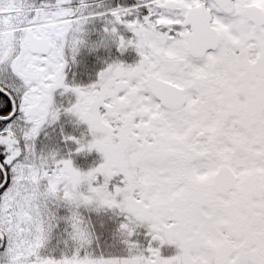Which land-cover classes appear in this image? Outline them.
I'll return each instance as SVG.
<instances>
[{"label":"snow or ice","instance_id":"6c2138e0","mask_svg":"<svg viewBox=\"0 0 264 264\" xmlns=\"http://www.w3.org/2000/svg\"><path fill=\"white\" fill-rule=\"evenodd\" d=\"M0 264H264V0H0Z\"/></svg>","mask_w":264,"mask_h":264},{"label":"rangeland","instance_id":"374dc122","mask_svg":"<svg viewBox=\"0 0 264 264\" xmlns=\"http://www.w3.org/2000/svg\"><path fill=\"white\" fill-rule=\"evenodd\" d=\"M137 59L136 54L134 52H130L126 56V60L129 63L134 62V60ZM101 160V157L99 153L93 151L90 154H82V155H77L74 157V164L77 167H80L84 170H87L89 167L94 166L95 164L99 163ZM141 240L143 239V236L140 238Z\"/></svg>","mask_w":264,"mask_h":264},{"label":"flooded vegetation","instance_id":"af4514ba","mask_svg":"<svg viewBox=\"0 0 264 264\" xmlns=\"http://www.w3.org/2000/svg\"><path fill=\"white\" fill-rule=\"evenodd\" d=\"M163 252L165 255H171L175 253V248L174 246H166L165 249H163Z\"/></svg>","mask_w":264,"mask_h":264}]
</instances>
